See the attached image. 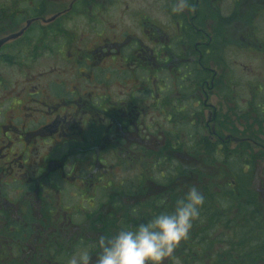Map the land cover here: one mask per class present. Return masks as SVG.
<instances>
[{"label":"flooded vegetation","instance_id":"1","mask_svg":"<svg viewBox=\"0 0 264 264\" xmlns=\"http://www.w3.org/2000/svg\"><path fill=\"white\" fill-rule=\"evenodd\" d=\"M140 2L139 9L125 6L131 27L119 34L123 23L110 20L119 0H0V67L22 76L19 90L10 92L0 72V176L10 178L0 177V238L6 244L0 246V262L42 264L43 254L55 252L65 257L67 234L52 222L59 213H53L51 194L61 191L53 177L73 179L77 191H94L122 165L136 173L137 161L145 177L148 145L163 142L162 133L149 131L148 116L163 109L164 94L177 95L176 87L164 86V72L170 71L173 80L190 78L188 93L206 109L204 131L210 140L224 146L230 140L239 149L241 140L251 142L246 136H221L210 100L215 89L218 96L226 95L222 69L229 49L252 53L264 63V0H251L249 12L228 18L221 15L223 0H187L182 14L172 13L176 0ZM107 25L114 29L107 31ZM78 28L82 36L96 38L92 48L76 42ZM103 30L112 35L103 39ZM44 57L62 61L66 71L40 67ZM197 75L204 78L199 86ZM259 86L254 99L247 100L246 119L255 125L264 122V86ZM1 103L7 104L3 111ZM52 139L61 158L80 154L88 159L89 167L78 170L75 180L57 167L52 153L39 167L28 161L32 149L49 146ZM15 146L23 151L17 158ZM73 171L71 166L68 174Z\"/></svg>","mask_w":264,"mask_h":264},{"label":"trees","instance_id":"2","mask_svg":"<svg viewBox=\"0 0 264 264\" xmlns=\"http://www.w3.org/2000/svg\"><path fill=\"white\" fill-rule=\"evenodd\" d=\"M202 80L203 76L197 75L194 81L199 86ZM174 81L177 95L164 94L163 109L153 111L150 117L153 122L148 124V129L152 127L149 131L154 128L162 133L163 142L160 147L156 141L148 145L146 178L140 175L137 161L133 177L126 175L122 177L126 179L119 181L111 175L94 191L101 192L105 199L110 198L111 210L120 208L121 201L135 202L140 197L127 210V221L118 222L115 229H119L134 227L156 214L172 211L188 187L195 186L204 194V205L188 239L175 253L176 262L264 264V198L252 186L255 166L245 162L246 170H241L242 156L236 150L229 152L226 146L209 139L204 131V118L194 116L195 106L202 103L194 101L188 93L190 78L177 77ZM165 87L170 88L168 84ZM227 92L232 96L234 90ZM122 170L134 173L125 165ZM215 172L221 175L208 174ZM143 178L147 180L145 187ZM107 216L111 218L112 214Z\"/></svg>","mask_w":264,"mask_h":264},{"label":"rangeland","instance_id":"3","mask_svg":"<svg viewBox=\"0 0 264 264\" xmlns=\"http://www.w3.org/2000/svg\"><path fill=\"white\" fill-rule=\"evenodd\" d=\"M249 2H251V0H240L239 3L236 4L237 6H233L234 0H223V7L221 10V12L223 13H221V15L224 18L236 15V13L241 16V13L243 15L246 11H250L249 8H251V4ZM119 4V7L117 6L115 9L114 16H111L110 20L112 25H115V22L123 23L120 26V29L118 30V33L121 34L123 30L130 31L131 27V25L129 24L131 22L125 14V6L129 4L134 9H139L143 5L141 4L140 0H119ZM212 17L214 18L215 16ZM252 20L253 17L252 15H250L247 18V24L251 25ZM210 27L215 29V26L214 24L212 25V23L210 24ZM80 29L81 28H78L76 33V42L80 44V46L84 49L92 48L97 41L96 38L89 33L82 36V32ZM105 29L107 31H112V29L114 28H111L107 25ZM97 31H102V29L99 28L97 29ZM107 31L103 30V36H101L103 39H106L107 36L112 35ZM262 32L264 35V24L262 25ZM211 35L213 34L211 33L210 29V36ZM259 38H261V35L259 36ZM236 45H238V43H236ZM245 49L247 50V48ZM250 55H252V53L244 54L241 52L238 53L232 51V49L228 50L225 60V64L227 63V67L225 66L223 67L224 69H222V73L225 77L223 86L226 85L227 87L225 88L226 95L222 97L218 96V89H215L213 94L211 95L210 103L217 109L219 118L216 125L218 126V131H220L222 134L221 136H232L238 140H241L246 136L251 140V142H246L245 139L241 140L244 145H247V148L242 149H239L236 146V142L230 140H228L224 144L229 152L236 150L237 154H239V156H242L240 160L241 170H246V168H244L245 162L247 164L255 166V170H253L255 178L253 180L252 186L253 189L259 195L263 194L262 198H264V193L262 192V190H264V162L262 161V157L264 155V122L257 123L255 125V123L253 122L249 123L250 119L248 121L246 119L249 116L246 113L248 112L247 100L254 99V94L257 92V87L259 85V87L264 86V63L257 59L254 55H252L253 57ZM39 65L40 67L44 68L56 67L59 72H61V70L66 71V66L63 64L62 61L58 60V62H53L48 60L47 57L41 59ZM0 72L1 76L3 77L2 79H4L7 84H9L10 88H12L8 91L11 92L19 90L17 89L19 88L17 84L22 82L21 75L15 74L12 72V70L6 68L4 69L3 67H0ZM170 75V71L164 72L162 74V78L164 79V86L168 84L170 88H174L176 87V81H174L172 76ZM65 76L66 75L64 74L62 77L65 78ZM67 78H70L68 74ZM230 89L234 90L237 93V98H235L234 96H230V93L227 92ZM6 106L7 104L2 106L1 103V108L3 107L1 111L6 109ZM193 112H195V117H197V115H201V117H203L204 119L207 113L206 109L201 106H195ZM148 117V124H151L153 121L151 120L150 116ZM158 123L162 124V121L158 120ZM209 125L211 126L210 122H208V127H210ZM52 141L53 142L50 143L49 146L38 145L36 148L32 149V151H34V154L29 155L28 161H33L32 164H34V166L38 165L37 167H39L41 166V159H43V157L47 156L49 153H52L51 158L56 161L57 167L62 168L63 166L64 174L67 177H73L75 180V175L78 174V170L89 167L88 159L84 158L83 155L80 154L76 156H71L72 158H67L69 156L61 158V151H54V147L58 144V141L56 139H52ZM21 152L23 151L19 150L18 146H15L16 158L18 157L17 155ZM36 153L38 155L37 159ZM243 153L245 154L243 155ZM71 166H73L74 171L71 174H68ZM208 174L214 175L215 177L221 175L217 174V172ZM126 175H130L131 177H133L135 173L127 174L123 172L122 169L117 168L114 171L113 177L114 179H118L120 181L121 179H126L122 178ZM0 177L7 178L6 175H2ZM53 178V185L56 184L57 187H60L61 191L59 195H57V193L51 194V205L54 210L53 213H59V216L55 219H52V222L56 225L58 229H60V226L62 225V231L67 234L66 239L63 240V245H65V257L61 258V253L56 254V252L54 254L48 253L52 255L51 257L43 254L44 258L43 262L41 263L53 264V262L55 261V264H57L61 260L62 264H67V260L69 257H71L73 254L78 253L81 250L87 249L92 258L91 264H95V257L98 254V250L95 248V244L98 238L101 235L108 236L113 234L117 230L115 229V227L118 225V222L122 220H124L125 222L127 221V210L133 205L134 201H121L120 208L111 210L108 204L111 205L113 203L110 202L111 200L109 197L105 199L101 192L99 193L96 191L87 190V188H85V190L82 189L81 191H77L72 186L73 179H62V182H59L56 176ZM219 178L222 179L221 176H219ZM6 181L10 182L9 176ZM86 190L89 192H84ZM112 198L115 197L112 196ZM139 200L140 197L135 200L134 205L137 204ZM40 205L41 203H38V206ZM59 209L64 210L66 214L60 212ZM108 213L112 214L111 218L107 216ZM59 220L61 221L60 223H58ZM80 236L82 237V239ZM37 243H41L39 238L37 240ZM0 246L6 247V244L2 242L1 238ZM40 248L41 247H38V252ZM6 262L7 264H9L11 261L9 260ZM167 263L178 264L176 261H168ZM0 264L4 263H2L1 261Z\"/></svg>","mask_w":264,"mask_h":264},{"label":"clouds","instance_id":"4","mask_svg":"<svg viewBox=\"0 0 264 264\" xmlns=\"http://www.w3.org/2000/svg\"><path fill=\"white\" fill-rule=\"evenodd\" d=\"M187 7V0H176L172 13L182 14ZM204 200L201 190L189 186L184 197L175 202L172 211L156 214L134 227H121L111 235H101L95 244L98 250L95 264H165L166 261H176L175 253L200 218ZM91 259L89 251L84 249L69 257L67 264H91Z\"/></svg>","mask_w":264,"mask_h":264},{"label":"water","instance_id":"5","mask_svg":"<svg viewBox=\"0 0 264 264\" xmlns=\"http://www.w3.org/2000/svg\"><path fill=\"white\" fill-rule=\"evenodd\" d=\"M54 19H55V18H52V20H54ZM52 20H51V21H52ZM21 33H22V32H20V33H19V34H17V35H14V36H12L11 38H16V37L20 36V35H21Z\"/></svg>","mask_w":264,"mask_h":264}]
</instances>
